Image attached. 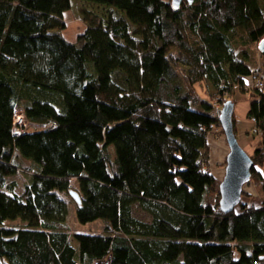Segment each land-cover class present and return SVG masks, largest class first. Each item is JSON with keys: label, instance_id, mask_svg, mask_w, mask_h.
Wrapping results in <instances>:
<instances>
[{"label": "trees", "instance_id": "obj_1", "mask_svg": "<svg viewBox=\"0 0 264 264\" xmlns=\"http://www.w3.org/2000/svg\"><path fill=\"white\" fill-rule=\"evenodd\" d=\"M71 1L0 0V264H264V88L247 109L261 132L250 156L261 204L224 213L210 194L219 182L200 161L219 119L209 101H191L170 50L188 67V86L206 79L223 97L243 89L257 69L237 55L238 31L264 37V0H183L177 9L83 0L124 16L94 19L68 39ZM19 109L47 127L13 134ZM17 155L31 163L21 193L6 183ZM69 189L81 199L78 222L105 223L101 256L71 242ZM136 202L150 221L133 216ZM15 219L23 226L6 224Z\"/></svg>", "mask_w": 264, "mask_h": 264}, {"label": "rangeland", "instance_id": "obj_2", "mask_svg": "<svg viewBox=\"0 0 264 264\" xmlns=\"http://www.w3.org/2000/svg\"><path fill=\"white\" fill-rule=\"evenodd\" d=\"M64 13L66 28L62 31V33L68 39H73L77 33L82 32L84 28L94 19L101 18L102 21H105L107 19V15L110 13L116 14L117 17L124 16L123 13L112 6L83 0H72L71 8ZM130 28L134 29L135 26L131 25ZM130 32L133 33L132 30ZM184 33L185 30L183 35ZM240 34L241 31H238V39L239 41H242V43H238L240 45L236 47L237 55L239 57H243L247 65L252 70L257 69V71H259L261 76L264 78V54L258 50L257 41H249L247 38H245V40L241 39ZM170 50L175 56L173 59V66L176 70V73L178 74L177 77L182 80L181 82H183L184 86L186 87L185 89L189 91L191 101L196 100V103H198L200 100L209 101L213 106V109L208 111V113L210 116L215 117L216 119H218L219 109L221 108L223 102L228 99L233 102L232 118L234 132L239 144L248 153V155L251 156L254 152V149L260 144L261 132L259 129L257 132L253 130L255 125L251 118L247 117V109L249 101H251L253 98H256V93L259 90H262L264 85L261 89L255 87L250 76L247 75L244 78L246 87L239 89L234 86L231 89V92H226L224 95L225 97L219 96L212 83L206 79L190 83L188 86V83L185 80L188 67L185 64H182V61L178 60L177 56H179V58L181 57L178 54L179 52L177 51L176 47H170ZM198 107L199 105L193 106V108L199 110ZM46 124L25 121L22 126V130L25 129L27 131H32L41 129L47 127ZM256 127L258 128L257 124ZM228 150V145L225 140L220 122L218 125L212 124L206 135V146L200 152V161L202 168H204L206 171H209L217 182H220L224 175L225 157L228 153ZM109 151L111 153V158L113 159L115 156L113 154V149L109 147ZM14 162L18 165V169L16 170V173L8 176V181H10V183H14V189L18 193H21L24 189V186L29 181V173L25 171L28 167H30L31 163L28 159L22 158L19 155L16 156ZM256 167L261 175H264V162L260 165H257ZM70 183V188H77L75 178H72ZM217 184L218 183H216V186L210 191V194L211 197L217 195L219 200ZM259 193L260 182L257 179L251 177L249 181L243 186L240 202L234 206L231 211L238 212L240 210V203H245L247 206L259 207L261 204L260 199H262V196L260 197ZM61 195L66 200L68 206L66 222L69 225V233L72 244L79 250H86L90 253H94L97 256H101L107 246V241L103 240L104 235H106L105 223L101 219L87 223L78 222L75 213V201L68 193L62 192ZM217 202L219 205V201ZM132 214L140 220H151L150 213L142 210L137 202L132 206ZM6 224L23 226L22 221L19 219L12 221L7 220ZM93 264H108V258L102 256L96 259Z\"/></svg>", "mask_w": 264, "mask_h": 264}, {"label": "water", "instance_id": "obj_3", "mask_svg": "<svg viewBox=\"0 0 264 264\" xmlns=\"http://www.w3.org/2000/svg\"><path fill=\"white\" fill-rule=\"evenodd\" d=\"M183 0H171L174 9L180 6ZM191 3L194 0H185ZM258 50L264 54V37L257 43ZM233 102L226 100L219 109V122L228 145V153L225 157L224 175L219 182V209L224 213L230 212L241 199L243 186L250 179V168L253 161L248 153L239 144L234 132L232 122ZM71 198L80 203L81 199L75 190H69Z\"/></svg>", "mask_w": 264, "mask_h": 264}, {"label": "built area", "instance_id": "obj_4", "mask_svg": "<svg viewBox=\"0 0 264 264\" xmlns=\"http://www.w3.org/2000/svg\"><path fill=\"white\" fill-rule=\"evenodd\" d=\"M251 80L253 81L255 87L261 89L264 85V81L262 79V77L260 76L259 72H253L250 76ZM251 120L254 122V128L253 130L255 132L258 131V128L256 127V119L255 117H252ZM25 122V118L23 113L21 112V110H18L15 114V116L13 117V134H19L21 133L22 130V126Z\"/></svg>", "mask_w": 264, "mask_h": 264}, {"label": "crops", "instance_id": "obj_5", "mask_svg": "<svg viewBox=\"0 0 264 264\" xmlns=\"http://www.w3.org/2000/svg\"><path fill=\"white\" fill-rule=\"evenodd\" d=\"M6 183H10V181H8V176L6 177ZM16 191V190H15ZM17 192V191H16Z\"/></svg>", "mask_w": 264, "mask_h": 264}]
</instances>
